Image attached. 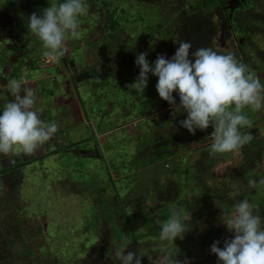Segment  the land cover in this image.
Masks as SVG:
<instances>
[{"label": "rangeland", "instance_id": "1", "mask_svg": "<svg viewBox=\"0 0 264 264\" xmlns=\"http://www.w3.org/2000/svg\"><path fill=\"white\" fill-rule=\"evenodd\" d=\"M38 1L0 0V82L6 80V85L11 79L21 77L26 81L33 80L37 100L42 102L39 107L37 104V108H43L41 118L59 124L55 134L57 151L41 159L26 156L32 158L28 163L20 160L18 165L10 168L12 170L9 169L22 172L26 177L11 174L7 177L9 180H23V186L18 190L23 188V195L28 197L27 202L31 207L34 206L36 215L29 212L28 222L24 221V227L21 228L24 230L23 239L27 240L24 247L27 243L31 250H39V256L37 253L30 255V260L36 259L34 264H49L48 261L53 257L52 264H120L114 253L121 250V245L124 244L129 250L144 256L143 264H149L148 256L160 255L166 248L177 254L182 262L187 260L189 264H222L218 257L215 261L211 259L214 254L210 249L216 241H219V246L223 248L225 240L234 238V233L229 232L220 221L223 210L230 212L234 202L240 198H247L249 201L251 199L256 210L264 208V200L259 197H264V186H259L252 193L253 190L247 183L250 179L258 181L264 178V150L260 151L261 157L258 161L251 160V163L256 164L255 168L239 165L241 170H235L240 171L237 177L228 180L229 176L235 173L232 171L233 167L239 162L236 161V156L231 157V164L224 161L218 169L208 159L201 161L203 166L198 167L196 164L204 153L193 150L196 141L186 135L181 141L189 142L190 148L186 146L182 151L179 145L177 154L180 155L169 158V166H165L166 171L162 169L163 162L156 167H142L141 164L148 163L151 159H144L147 143L153 144L162 135V144L166 143V140L172 141L169 139L171 136L166 134L172 130L180 133V130H176L177 127L173 124L165 129L168 123L164 124V120L159 119L162 117L161 112H155L164 109L166 102L159 97L156 90L158 77L149 73L148 86L144 92L129 90L127 87L139 76L140 68L135 63L138 54L147 53L150 64H154L157 56L161 54L167 55L168 59L173 57L177 48L172 47L171 43H174L173 39L178 36L176 30L180 28V22H184L177 9L187 6L193 0H135V8L131 3V8L120 6L103 10V7L97 4L91 9L87 8V14L79 17L80 38H68V52L64 56L68 60L71 59V65L74 63L80 70L93 66L96 75L82 83L75 81L74 83L78 84L76 88L72 87L70 76L67 74L69 70L65 69L62 63L64 57L51 65L57 68L40 69L43 45L27 28V17L33 12H42V7L31 10L28 8L40 5ZM144 1H149L152 7L159 6L160 17L168 18L169 23L164 31L156 33L151 30V23L148 22L153 19V24H156V17L152 18L153 10L150 6L139 3ZM251 4V10L247 11V19H250L252 27L247 28L250 30L248 38L251 39L245 48L250 58H245L249 61L250 72L264 84V34H255L258 30L253 26L256 22L254 16L264 13V0H251ZM260 18L264 19V15ZM7 30L9 33L13 31L8 42L5 41ZM14 30L20 34L21 39L15 36ZM11 39L18 44L22 42L25 45L24 50L13 46ZM253 43L256 48L258 46V51L251 45ZM225 45L224 42L223 46L219 47V43H216L214 51L218 54L231 53L242 61L243 55L236 51L240 49L237 43L232 49ZM6 52L14 54L8 57ZM70 72L74 74L73 67ZM49 73L53 74L50 80L45 78ZM133 78L134 81L130 83ZM0 85L2 86V83ZM74 94H80L90 120L101 128H95L93 125L86 128L82 123L72 122L68 99ZM5 104L4 101L0 102V112ZM105 106L109 108L104 110ZM165 108L170 109L168 104ZM140 111L153 115L141 120L138 128L134 126L137 128L134 129L132 126L135 124L130 121H133L136 113ZM242 114L251 121L248 133L253 131L255 134L256 129H261L264 135V125L258 124V111L247 107L243 109ZM123 123H126V127L133 134L143 132L139 140L124 137L126 132L117 129V126ZM150 125L153 126V131L157 128V132L151 133ZM101 136L103 137L100 138ZM255 137L257 138L256 135ZM258 140L260 139L253 145L255 148L259 146ZM44 146H48V142L41 147ZM165 148L166 145H163L162 151L167 150ZM38 149L40 152L46 150ZM242 151L239 149L238 154ZM98 152L101 157H98ZM15 154H0V160L6 159L7 156L11 158ZM157 154L155 151V155ZM24 156L23 153L19 154L21 159H24ZM151 156L153 157L154 153ZM242 163L243 161L239 164ZM138 165L141 166L139 171ZM0 171H5L1 164ZM242 171H246L247 177L241 175ZM212 173L214 177L210 179ZM1 177L3 175L0 174ZM199 177L202 182H198ZM157 179H160V182L156 186ZM228 181L231 185H226ZM161 184L164 187H161ZM227 187L229 192L225 194V201L231 203L228 209L218 196L220 191ZM160 190L163 191L162 199ZM172 192L177 196L172 202L163 199ZM180 199L183 201L182 205L178 203ZM203 199L206 201L202 202ZM23 201L19 213L26 218L25 198ZM17 203L18 201L14 202V209L18 207ZM172 203H176L174 210L181 213L188 224V231L183 239L177 238L174 244L162 243L157 239L159 227L156 222L169 218L171 211L167 207ZM164 205L166 209L160 210ZM198 207L202 208L197 210ZM199 213L203 214L202 217ZM14 226L20 227V220ZM11 243L12 241L8 243L11 248L8 250L11 251L9 256L16 260V255L22 247L15 238L14 244ZM47 247L51 249L52 255L48 253ZM29 252L28 250L25 253Z\"/></svg>", "mask_w": 264, "mask_h": 264}, {"label": "clouds", "instance_id": "2", "mask_svg": "<svg viewBox=\"0 0 264 264\" xmlns=\"http://www.w3.org/2000/svg\"><path fill=\"white\" fill-rule=\"evenodd\" d=\"M86 14L84 0H50L49 6L42 9V15L33 12L27 17L28 32L42 42V55L47 62H58L68 52L66 41L69 37L80 38L79 17ZM177 45L171 59L161 54L154 64L149 63L147 53L138 54L135 63L140 73L134 83L127 85L128 89L144 92L149 73L158 77L156 90L159 97L172 106L173 116L187 113V118L180 121L181 127L193 135L197 130L213 128L209 135L212 140L210 157L236 151L251 142L253 136L240 131L242 127L251 126L242 112L247 107L253 111L264 108V84L231 53L218 54L204 47L191 51L188 41H180ZM26 83L21 77L11 79L5 86L14 99L0 112V154L31 155L58 132V122L41 118L43 108L36 107V91L23 86ZM173 93L179 94V104ZM14 158H9L10 166L5 171L20 163V159ZM247 183L256 189L264 186V178L250 179ZM220 221L234 233L233 239L225 240L223 248L219 241L211 245V253L222 264H264V216L253 202L247 198L234 202L230 212L223 210ZM156 223L159 227L157 239L162 243L174 244L188 231V224L176 210H172L168 219ZM114 255L120 264H143L144 256L124 244ZM148 260L149 264H189L187 260L180 261L169 248L160 255L148 256Z\"/></svg>", "mask_w": 264, "mask_h": 264}, {"label": "crops", "instance_id": "3", "mask_svg": "<svg viewBox=\"0 0 264 264\" xmlns=\"http://www.w3.org/2000/svg\"><path fill=\"white\" fill-rule=\"evenodd\" d=\"M19 37H21V36H19ZM233 46H235V45L231 44L230 48L232 49ZM245 52L247 54H249L248 51H245ZM166 57H167V55H166ZM247 58H250V55H248ZM262 58H263V56H262ZM242 61H243V59H242ZM263 62H264V60H263ZM49 68H57V66L52 67L50 65L48 67H43V66L40 67V69H49ZM49 74L50 75L45 77V78H48L50 80V76H53V74H51V73H49ZM132 81H134V78L132 80H130V83H132ZM26 82H27L26 83L27 86H30L31 88H33V83H34L33 80H28ZM37 82H39V81H37ZM0 83H2V86L0 85V102L1 101H4L6 103L11 102L14 98L9 93L7 88L5 87L7 85V84L5 85L6 80L1 81ZM3 85H5V86L3 87ZM26 85H23V86H26ZM33 89L36 91V88H33ZM71 96L68 99V103L70 104V107H71L72 122L73 123H82L86 128L89 125L94 126L95 123H93L92 120H90L88 113H86L87 110L85 108V103L82 101L80 94H74V96H72V98H73L72 100H71ZM41 103L42 102H40V101L38 103V100H37L38 107H39V105L40 106L42 105ZM37 104H36V107H37ZM167 104H168V102H165L164 109L159 110V111H155V112H157V113L161 112L162 115L161 114L160 115L162 117H160L159 119L161 121L164 120V122H163L164 124H166V122L168 123L167 127L164 125L165 129H168V127H170L171 124H173L176 128L178 125L177 120L186 119L187 113L186 112H180V113H177L175 116H173V113H170V114L168 113V112H173L172 111L173 109L168 110L165 108V107H167ZM82 108H83V110H82ZM107 108H109V107H107ZM136 114L137 115H136L135 119L133 121H130L131 123L135 124L132 126V128H134V129L138 128L139 122L141 120L146 119L149 116L151 117L153 115V114L148 115V114L144 113L143 111H140ZM171 120H173V121H171ZM160 123H162V122H160ZM258 124L264 125V108H262L261 110L258 111ZM134 126L137 128H135ZM157 127H158V125H157ZM150 128H151V133L155 132L157 130V128H156V129H154L155 131H153L152 125H150ZM117 129L124 130V132H126V135L124 137L131 138V139L133 138L134 140H139V136L143 133V132H139L138 134H133V132L130 131V129L128 127H126V123H123L121 126H117ZM248 130H249L248 127L240 128L241 133H248ZM112 131L115 132L114 130H111V132ZM116 131H119V130H116ZM212 131H213V128L211 126L207 129V131L197 130L195 135L189 133L186 130V132H188L189 135H193L195 137L196 143L198 144L196 151H200L202 154L206 153L207 155L210 152V146L212 143L211 137L209 136ZM104 133H106V132H104ZM171 133H174L173 130ZM252 133H253V131H252ZM252 133H250V134L254 137L255 134L254 133L252 134ZM103 136H104V134H103ZM103 136H101L100 138H102ZM158 140L159 139L155 140L154 142H158ZM54 141H55V143H54ZM49 142H51V144L48 143V146L39 147L40 149L41 148L46 149L45 151H43L44 149H41V151H43V152H40L39 149H37L32 155H25L24 159H21L19 157V154H16L13 157H15L17 160L20 159L24 162L32 159V158L26 157V156H33V157L41 159L42 157L57 151V145H58L57 137L54 136L53 139L50 140ZM251 143L252 142H249L248 144H246L242 148H240L241 150H243L242 153H240V154H238V151H239V149H238V150L230 152V153L216 154L215 156H212V158H210V160L212 161L213 166L215 168L217 167L216 169H218L220 166H222L220 164H222L224 161L228 162L227 164H231V163H229V161L231 160L232 156L233 157L236 156V161L239 160V162L236 163L235 167H233L234 170H232V171L241 170V167H239V165L240 166L242 165V167L248 166V162H249L250 157H253L252 153H254L257 157H261V152H260L261 149L255 148L253 146V144H251ZM199 144H200V146H199ZM37 153H38V155H37ZM97 154H98V157H101V153L99 154V152H98ZM13 157H11V158H13ZM200 158H201V156H200ZM242 161H243V163L239 164ZM0 164L3 166V168L5 170L7 168H9V166H10L9 165V157L7 156L6 159L2 158L0 160ZM166 166H168V165H166ZM139 169L140 168H137L138 171H139ZM13 172L14 171H0V174L3 175V177L0 178V264H29L31 251L29 253H25L29 249L27 247L28 246L27 243H26V247H24L25 245H23V243H22V240L24 238V230L21 228L24 227V221L28 222V216H30V214H29V212H27L26 218H23V216L20 215L19 212H20V210H22V204L24 202L23 199L25 198V196L23 195L22 192H17L18 188L23 186L22 185L23 180L20 178H18L16 180L7 179L8 175H10V174H11V176L19 175L23 178L26 177V174H24V173H15L14 174ZM22 191H23V188H22ZM14 192L17 194H15ZM12 193H14L15 195ZM7 194L8 195L12 194V195L6 196ZM25 200H26V198H25ZM15 201H18V203H17L18 207L14 209V202ZM2 215H4L3 219H2ZM18 220H20V222H21L20 227L14 226V224H16L18 222ZM16 236L20 237L18 244H20L22 248L20 249V252L16 255L17 256L16 260H14V258L9 256L11 251H8V250L11 248H9L8 243H9V241H12V243H13V240ZM25 241H27V240L25 239L24 242ZM33 253L35 255L37 253V255L39 256V250L36 249L33 251ZM12 254H13V252H12Z\"/></svg>", "mask_w": 264, "mask_h": 264}, {"label": "trees", "instance_id": "4", "mask_svg": "<svg viewBox=\"0 0 264 264\" xmlns=\"http://www.w3.org/2000/svg\"><path fill=\"white\" fill-rule=\"evenodd\" d=\"M223 1L224 0H193L187 6L178 8L177 9V12H178L179 15H182L181 16V20L183 18L184 19V22H180V24H179V27L180 28L176 30V33L178 34V36L173 39L174 40V43H171L172 47L177 48L178 47L177 44L180 41H188V42H190L191 45H192V50L191 51H195V49L200 48V47L211 48V49L214 50L216 43L223 44L222 43V39L219 36H217V34H218V27H217V24H216L217 23L216 22V19L214 18V14H213V12L216 10L217 5H219V3L223 2ZM247 1L249 3H251V0H247ZM59 2H63V0H60ZM148 2L149 1H144V2H139V3L140 4L141 3H145L147 6H150V9L151 10H153V13H151V14H153L152 18L156 17V24H153L155 22L153 19H151L150 21L148 20L149 21L148 23H151V26H152L151 30L156 31V33H159L161 31H164V29L167 26V23H169L167 21L168 18L166 19V18H164V16H161L160 17V14H158L159 13V6L152 7V5H150ZM38 3L40 5H38L36 7L29 6L28 8L31 9V8H41L42 7L44 9V8H46V7L49 6V3H48L47 0H39ZM84 3L86 4L87 8H89V9H91V7H93V6H96V4L97 5H101L103 7V10L107 9V7H109V8H111V7L115 8V7H120V6H124V7H127V8H131L130 5H129L130 3L135 8V4H136L135 3V0H100V1L99 0H84ZM12 5H14V2H13ZM124 10H126V9H124ZM137 12H138V14L140 16V11L138 10ZM132 14L134 15V13H132ZM150 15H149V18H151ZM263 15H264V13L262 15H260V16H254L256 22L253 24V26L255 28L257 27V30H258V33L256 32L255 34H264V19L260 18ZM149 28H150V25H149ZM249 33H250V30H248L245 33V35H243L244 36L243 38L245 39V43L244 44L243 43H240V41H237V46L240 49L236 50V51H238L239 53H241L243 55V61H246V62H243V63L244 64H247V66L249 65V61L246 60L245 56L248 57L249 54H247L245 52V51H248V50H245V48L247 47V44L250 42L249 39H251V38H248L247 39V36L250 37ZM150 36H151L150 38H152V35L151 34H150ZM251 45H253V47H255V44L254 43L251 44ZM255 49L258 51V49H259L258 46H257V48L255 47ZM191 58L192 57H191V52H190V59ZM148 91L150 92V89ZM51 101L52 100H49V102H51ZM107 107L108 106H105V107H103V109L105 110ZM103 109H102V111H103ZM88 116H89V114H88ZM180 121H181L180 119L177 120V124H178L177 125V130H180V133L182 132L184 135L183 134H180V133H176L174 131V133H168V134H166L168 137L171 136L169 139H171L172 141H169L168 142V140H166V143L162 144L163 143V140L162 139L164 137L162 135V138L159 139L158 142H154L153 144L147 143L148 147L145 149V154H147V155L144 154V159H146V158L148 159L149 157H151V159L149 160L148 163H145L144 162L143 164H141L142 167H145V168L146 167H156L157 165H160L161 162H163V164H161V166H162V169L164 171H166L167 169H166L165 166L166 165L169 166V163H167V161L169 160V158L170 157H175L176 155L177 156L180 155V154H177L178 151H179V150H177L179 145H181L182 151L185 150V147L186 146L188 148H190L189 142H185V141H181V140L186 135H187V138L193 139V140H195V137L193 135H189L188 132H186L187 129H185V128H183V127L180 126ZM94 126L99 127L100 125L98 126V125H95L94 124ZM97 127H95V128H97ZM100 128H101V126H100ZM256 130H257L256 131L257 133L255 132V135L257 136V138L254 136L253 139H256V140L257 139H260V140L257 141L259 143V146H257V148H260L261 150H264V139L261 137V136L264 137L263 132H261V129H260V131H259V129H256ZM256 140H252V143L251 144L254 145L256 143L255 142ZM163 145H166V148L165 149H167V150L164 149L165 151H162ZM167 145L169 147H167ZM197 145L198 144L196 143V146L195 147L192 146L193 147V150H196V148L198 147ZM155 151L158 152L157 155H155ZM152 153H154V156L153 157L151 156ZM252 154H253V157H250L249 162H248V166H245L244 168H255L256 167V164L251 163V160L254 159V160L258 161L260 157H257L254 153H252ZM206 159H208V161H211L210 160V155L209 154L207 155L205 153L204 156H202L200 158V160L198 161V163L196 164V166H198V167L199 166L201 167V165L203 166V164H202L201 161H206ZM140 167L141 166H139L137 168H140ZM239 172L240 171H235V173H233V174H231L229 176V179L228 180H231V179L233 180L234 178H236L237 177V174ZM245 172L246 171H242V173H241V175L244 178L247 177V175L245 174ZM198 175L200 176V172L198 173ZM213 177L214 176H213V173H212L210 179H213ZM199 180H200V177L198 178V182H199ZM247 180H248V178H247ZM157 181L158 182L156 183V186L159 185L160 179L159 180L157 179ZM226 185H231L230 181H228V183ZM226 185H224V186H226ZM161 187H164V186H162V184H161ZM161 187L159 189H161ZM228 188L229 187H227L226 189H222L220 191L219 195H218L219 198L222 200V203H224L227 206V209L230 207V204H231V203H227L225 201V199H226L225 198V194L227 192H229ZM211 189H212V187H211ZM252 190H253L252 193H254L255 191H254L253 188H252ZM162 192L163 191L160 190V199H162ZM259 197L261 198V200H264V197L263 196H259ZM174 198H177V196L175 194L173 195V192H172V193H169L168 195H166L165 198H163V199H165L166 201L172 202ZM240 200H242V199L240 198ZM204 201H206V200L203 199L202 202H204ZM250 202H252L251 199H250ZM178 203H180V205H182L183 204V201L180 199L178 201ZM175 206H176V203H172V204H170V207H167V209L172 212V210H174V207ZM207 207L211 208L209 205H207ZM163 208H165V205L163 207H160V210H162ZM200 208H202V207H198L197 210H200ZM258 211H259V213L262 216H264V208L263 207L259 208ZM202 215H201V213H199V216L200 217H202ZM162 218H166V217H162ZM216 228H218V227H216ZM212 233L217 234V233H219V231H212ZM219 237L221 238V233H220V236Z\"/></svg>", "mask_w": 264, "mask_h": 264}, {"label": "flooded vegetation", "instance_id": "5", "mask_svg": "<svg viewBox=\"0 0 264 264\" xmlns=\"http://www.w3.org/2000/svg\"><path fill=\"white\" fill-rule=\"evenodd\" d=\"M31 10V9H30ZM251 10V3H249L247 0H224L223 2L219 3V5H217L216 10L213 12L214 14V18H216V24L218 27V34L217 36H219L222 39V43H226L225 46L229 47L231 46V44H235L237 43V41H240V43H243V35H245L246 31L248 30L247 28H249V26H251L250 24V19H247V11ZM40 11V10H39ZM35 12V13H39V15L41 14V12ZM15 31V30H14ZM8 33H6V42H8V38L11 36V34L13 33H9V30H7ZM15 36L19 37L20 34L16 33L15 31ZM248 38V36H247ZM10 39V38H9ZM21 39V37H20ZM11 44L14 46H16V48L24 50V44L21 42V44H18L14 41V39H11ZM223 46V44H219V47ZM7 56L12 57V54H8ZM64 57V61L62 62L63 65L66 67L65 69L69 70V72H67V74H69L70 78L69 81L70 83H72V87L76 88L78 86V84L76 85L74 82L75 77L78 73L84 72V71H89V69L94 68L93 66H90L89 69L83 68V69H79L80 72H76L74 74H71L70 70L72 69V65H71V59L68 60L67 57ZM19 59V58H18ZM70 64V65H69ZM72 66V67H71ZM91 78V77H90ZM86 81V80H85ZM82 83V82H80ZM39 103V102H38ZM207 131V130H205ZM22 173V172H21ZM17 192H22V189L18 190ZM16 194V193H15ZM14 194V195H15ZM8 195V194H7ZM26 198V209L27 212H34V206H30L29 202H27L28 197ZM35 214V212H34ZM36 215V214H35ZM29 218V216H28ZM16 242L18 243L20 240V237L16 236L15 237ZM23 245H25L24 239L22 240ZM14 244V243H13ZM29 251H31L30 255H34L33 250H31L28 247ZM47 251L49 254L52 255V251L51 249L49 250V247H47ZM217 256H212V260L215 261ZM36 260V259H35ZM35 260L32 258L29 262V264H34ZM52 260L53 257H51V259L48 261L49 264H52ZM56 261V260H55Z\"/></svg>", "mask_w": 264, "mask_h": 264}, {"label": "water", "instance_id": "6", "mask_svg": "<svg viewBox=\"0 0 264 264\" xmlns=\"http://www.w3.org/2000/svg\"><path fill=\"white\" fill-rule=\"evenodd\" d=\"M72 66L74 68V73L80 72L79 68L72 63ZM96 75L95 68L89 69V71H84L81 73H78L75 77L76 82H84L85 80L89 79L90 77H94Z\"/></svg>", "mask_w": 264, "mask_h": 264}, {"label": "built area", "instance_id": "7", "mask_svg": "<svg viewBox=\"0 0 264 264\" xmlns=\"http://www.w3.org/2000/svg\"><path fill=\"white\" fill-rule=\"evenodd\" d=\"M40 61H41L40 65L43 66V67H48V66L54 64L53 62H47L43 57L41 58ZM174 98H175L177 104H179L180 100H179V94L178 93H174ZM168 108H170V109L172 108V106L169 105V103H168Z\"/></svg>", "mask_w": 264, "mask_h": 264}]
</instances>
